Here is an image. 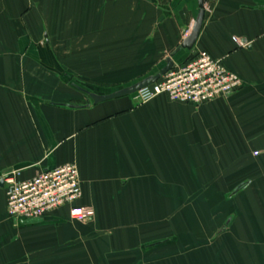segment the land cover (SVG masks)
Here are the masks:
<instances>
[{"label":"crops","instance_id":"1","mask_svg":"<svg viewBox=\"0 0 264 264\" xmlns=\"http://www.w3.org/2000/svg\"><path fill=\"white\" fill-rule=\"evenodd\" d=\"M196 12V0H0V178L73 162L93 210L15 223L3 185L0 264H264V0H204L191 53L239 77L227 98L93 104L81 90L155 74Z\"/></svg>","mask_w":264,"mask_h":264},{"label":"built area","instance_id":"2","mask_svg":"<svg viewBox=\"0 0 264 264\" xmlns=\"http://www.w3.org/2000/svg\"><path fill=\"white\" fill-rule=\"evenodd\" d=\"M242 86L239 77L227 69L220 59L205 51L193 52L182 63L174 65L154 83L133 94L136 104H144L164 96L171 102L201 105L227 98ZM18 171L2 177L5 213L13 220L44 218L67 208L71 220L86 223L93 210L78 204L81 187L75 163L67 162L40 171L25 180L17 179Z\"/></svg>","mask_w":264,"mask_h":264},{"label":"water","instance_id":"3","mask_svg":"<svg viewBox=\"0 0 264 264\" xmlns=\"http://www.w3.org/2000/svg\"><path fill=\"white\" fill-rule=\"evenodd\" d=\"M196 5H197V12L194 17L189 33L184 37V39L180 42V44L170 53V55H168L163 59L162 66L158 69V71L155 74L149 75L135 83H132L128 86H124L122 88H119L115 91H112L104 95H99L81 89L88 96L89 100L93 104H96L102 101L132 95L137 90L154 83L163 74H165L168 70H170L174 66L173 57L181 50L191 51L198 38L202 26V22L204 19V0H196ZM0 187H3L2 178H0ZM43 221H47V218L19 220L18 223L27 225V224H36Z\"/></svg>","mask_w":264,"mask_h":264},{"label":"rangeland","instance_id":"4","mask_svg":"<svg viewBox=\"0 0 264 264\" xmlns=\"http://www.w3.org/2000/svg\"><path fill=\"white\" fill-rule=\"evenodd\" d=\"M190 54H191V51L189 53H187V56L185 57V60L189 57ZM184 61H182V62H184Z\"/></svg>","mask_w":264,"mask_h":264}]
</instances>
